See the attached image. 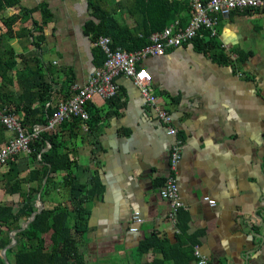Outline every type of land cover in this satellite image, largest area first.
<instances>
[{"label": "crops", "instance_id": "crops-1", "mask_svg": "<svg viewBox=\"0 0 264 264\" xmlns=\"http://www.w3.org/2000/svg\"><path fill=\"white\" fill-rule=\"evenodd\" d=\"M99 1L112 17L136 28L129 7L119 5L124 0ZM172 1L186 7L178 18L188 25L190 1ZM12 18L15 23L8 29L5 21ZM216 18V42L233 65H222L188 43L146 58L142 67L152 74L159 104L171 112L184 144L177 174L186 232L181 249L195 240V249L209 264H264V10ZM91 21L98 23L89 0H18L0 12V35L5 50L16 52L17 71L24 69L26 56L40 59L53 87L51 102L57 104L85 86L98 69L93 35L86 31ZM8 79L7 88L20 96L15 73ZM116 81L120 89L115 98L91 102L97 114L92 128L83 126L76 139L66 136L72 158L89 168L81 183L91 187L96 174L101 182V194L89 202L80 251L86 264H151L163 255L138 252L146 237L158 234L171 245L180 243V211L173 221L171 204L161 195L175 139L131 79ZM16 115L22 118V112ZM3 131L0 145L15 136ZM17 161L24 178L33 169L31 156L21 153ZM6 169H0V176ZM64 174L55 177L59 185L47 203L68 200ZM0 203L19 210L21 194L0 187ZM135 214L143 222L132 232Z\"/></svg>", "mask_w": 264, "mask_h": 264}, {"label": "trees", "instance_id": "trees-1", "mask_svg": "<svg viewBox=\"0 0 264 264\" xmlns=\"http://www.w3.org/2000/svg\"><path fill=\"white\" fill-rule=\"evenodd\" d=\"M17 4L18 0H0V12ZM89 4L98 23L88 22L86 31L93 35L94 42L102 36L111 38L113 50L120 48L127 52L142 51L152 44L151 36L154 33L164 31L176 21H180L181 26H186L188 22L178 18L186 7L172 0L119 2L120 6L129 7V14L136 18V28H130L112 17L109 11L103 9L99 0H89ZM14 23V18L5 21L8 29ZM210 32L209 29H203L198 34L192 42L195 48L211 54L222 65H233L232 59L217 44L216 38H209ZM4 38L5 36L0 35V107L8 106L14 113L22 112L23 126L33 132L36 125H47L54 112L52 108L46 107L52 101L53 87L47 81L37 56H26L24 69L17 71L16 52L13 49L5 50ZM106 60L104 52L95 47L96 67L101 69ZM10 73H15L22 89V94L18 97L5 85L9 81ZM87 110L90 115L87 125L91 126L94 123L92 119L97 116L96 112H92L91 102ZM83 125L79 117H73L61 126L60 131H43L34 139L30 145L33 169L26 177L21 175L18 156L12 157L4 166L7 169L0 176V187L10 195L21 194L22 206L15 210L14 207L0 203V264H86L80 251V237L88 226L91 211L89 202L101 194V182L100 176L96 174L91 187L81 183L82 176L89 168L72 158L66 139L67 135L69 138H78ZM3 130L0 125V134ZM60 173H65L63 187L67 190L68 200L51 205L46 199L58 188L55 177ZM25 184L28 185L27 189L23 188ZM39 201L43 203L41 209ZM183 216L184 211H180L179 244L171 245L168 239L158 234L141 241L138 252L146 254L156 251L163 255L162 259H155L151 264H189L194 260L198 262L195 240H191L188 248L181 249L183 237L186 236ZM258 228L253 227L255 234Z\"/></svg>", "mask_w": 264, "mask_h": 264}, {"label": "built area", "instance_id": "built-area-1", "mask_svg": "<svg viewBox=\"0 0 264 264\" xmlns=\"http://www.w3.org/2000/svg\"><path fill=\"white\" fill-rule=\"evenodd\" d=\"M192 18L188 25L181 26L179 21L167 27L162 32L154 33L151 36L152 44L142 51L127 52L123 49H112V40L109 37H100L93 44L100 48L107 56V60L101 69H97L88 83L80 88L65 101L57 104L48 102L46 107L54 112L48 119L45 126L36 125L33 132H29L23 126L21 119L12 112L10 107H0V125L15 136L8 143L0 145V168L7 165L8 161L21 153L31 154L30 145L37 139L43 131H60L61 126L79 117L84 123V130H88L87 122L90 119L87 106L96 98L108 100L115 97L120 89L119 77L131 79L139 88L143 99L148 107L154 110L160 122L168 128V134L174 137L170 155V173L162 188L161 195L171 204L170 216L176 221L178 212L184 207L181 201L178 185V167L182 158L183 141L177 137L178 131L173 126V116L170 111L159 104L158 97L154 93L152 74L142 67L143 61L148 57H159L167 51L177 49L184 44L192 43L203 29H209L210 37L217 38L218 26L217 15L240 10H264V0H189ZM225 49V47H222ZM39 200V199H38ZM211 206L215 202L207 199ZM143 222L140 215L135 214L131 231L137 232L138 225ZM196 257L200 264H209L201 256L198 248L195 249Z\"/></svg>", "mask_w": 264, "mask_h": 264}, {"label": "water", "instance_id": "water-1", "mask_svg": "<svg viewBox=\"0 0 264 264\" xmlns=\"http://www.w3.org/2000/svg\"><path fill=\"white\" fill-rule=\"evenodd\" d=\"M227 16L230 15V13L226 14ZM43 207V205L41 204V202H39V208L41 209Z\"/></svg>", "mask_w": 264, "mask_h": 264}]
</instances>
